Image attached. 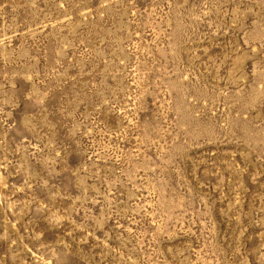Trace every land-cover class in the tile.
Wrapping results in <instances>:
<instances>
[{
  "label": "rangeland",
  "instance_id": "374dc122",
  "mask_svg": "<svg viewBox=\"0 0 264 264\" xmlns=\"http://www.w3.org/2000/svg\"><path fill=\"white\" fill-rule=\"evenodd\" d=\"M0 264H264V0H0Z\"/></svg>",
  "mask_w": 264,
  "mask_h": 264
}]
</instances>
